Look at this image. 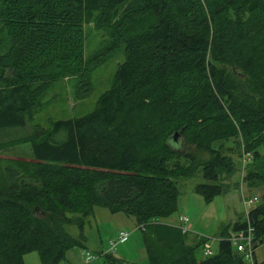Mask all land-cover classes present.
I'll return each instance as SVG.
<instances>
[{"label":"trees","instance_id":"1","mask_svg":"<svg viewBox=\"0 0 264 264\" xmlns=\"http://www.w3.org/2000/svg\"><path fill=\"white\" fill-rule=\"evenodd\" d=\"M89 24L106 41L84 56ZM0 30V135L32 121L56 82L74 79L80 98L94 68L124 55L90 110L0 140L30 150L0 169V264L31 251L58 264L95 206L134 219L148 264H246L228 236L250 227L264 242V0H0ZM232 149L257 201L203 256V237L159 219L177 208L176 178L199 172L206 202L224 193Z\"/></svg>","mask_w":264,"mask_h":264},{"label":"rangeland","instance_id":"2","mask_svg":"<svg viewBox=\"0 0 264 264\" xmlns=\"http://www.w3.org/2000/svg\"><path fill=\"white\" fill-rule=\"evenodd\" d=\"M105 41V35L101 31L95 30L91 24L84 26V56L101 47ZM5 43L3 32L0 30V46L4 47ZM123 58V50L120 48L117 53L108 56L102 64L94 68L90 74L91 89L80 98L76 96L74 79L56 82L45 97V105L32 121L27 122L23 127L6 129L0 135V140L23 136L30 131L32 125L47 127L50 120L66 119L87 112L94 105L98 95L109 87L114 70ZM224 146L234 147L233 141L225 142ZM196 153L199 158H204L206 155ZM226 153L235 162L237 170L230 178L221 180V183L227 184L224 193L215 195L206 202L194 191V185L203 182L199 172L189 178H176L174 181L178 190L177 208L169 216L159 219L161 223L180 227L179 215L185 216L186 223L189 224L188 237L190 239L194 236L203 237L212 249H215L216 239L222 226L233 220L243 219L245 208L242 198L254 195L258 197L256 190L245 186V170L241 167L246 162V155L241 157L233 149ZM29 157L30 150L27 143L8 146L0 150V169L9 161H26ZM82 221V238L80 239L77 238L78 228L75 225L63 226L67 234L78 239V245L68 248L64 258L58 264H148L140 231L136 229L131 216L110 213L106 207L95 206L92 214L84 216ZM119 231L127 232L128 236L122 243H117L110 249L111 241L115 239ZM84 252L93 255L94 259L87 261ZM197 254L200 255V247L197 249ZM254 254L258 260L261 259L259 264H264V242L255 248ZM22 260L24 264H37V254L35 251L28 252L23 255Z\"/></svg>","mask_w":264,"mask_h":264},{"label":"built area","instance_id":"3","mask_svg":"<svg viewBox=\"0 0 264 264\" xmlns=\"http://www.w3.org/2000/svg\"><path fill=\"white\" fill-rule=\"evenodd\" d=\"M256 201H257V197L255 195L242 198V204L243 207L245 208V214L247 213L249 208L256 203ZM178 220L181 223V226L179 227L180 231L182 233L189 232V224L186 223L187 222L186 217L183 215H179ZM127 236H128L127 232L119 231L115 239L111 241L110 249H112L115 244L122 243L127 238ZM228 239L232 243V245H234L236 251L240 253L243 261L246 264H256V260L254 256L255 241L253 240L252 229L250 227H247L245 231L230 232ZM201 253L203 256L212 254V249L208 242L205 241L203 243L201 248ZM84 255L87 261L94 259V256L88 252H84Z\"/></svg>","mask_w":264,"mask_h":264},{"label":"crops","instance_id":"4","mask_svg":"<svg viewBox=\"0 0 264 264\" xmlns=\"http://www.w3.org/2000/svg\"><path fill=\"white\" fill-rule=\"evenodd\" d=\"M254 256H255V254H254ZM255 260H256V262L259 264V262L261 261V259L259 258V260H258V258L255 256ZM263 262H264V260H263Z\"/></svg>","mask_w":264,"mask_h":264},{"label":"water","instance_id":"5","mask_svg":"<svg viewBox=\"0 0 264 264\" xmlns=\"http://www.w3.org/2000/svg\"><path fill=\"white\" fill-rule=\"evenodd\" d=\"M175 135H176V134L174 133L173 136H172V140H173V141H175Z\"/></svg>","mask_w":264,"mask_h":264}]
</instances>
